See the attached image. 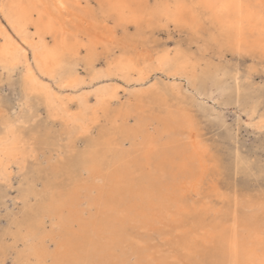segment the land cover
I'll return each instance as SVG.
<instances>
[{"label": "bare ground", "instance_id": "6f19581e", "mask_svg": "<svg viewBox=\"0 0 264 264\" xmlns=\"http://www.w3.org/2000/svg\"><path fill=\"white\" fill-rule=\"evenodd\" d=\"M96 1L99 8L94 7L91 0H0V88L6 85L7 91L15 93V82L8 67L23 65L22 80L27 97L32 94L43 96L49 116L61 118L66 123L68 143L89 132L90 122L97 119V111L111 107L112 100L119 98L120 85L117 81L103 82L91 90L70 93L65 90H77L84 84L111 76L142 82L151 76L146 69L155 62L157 69L174 65L175 75L189 76L185 62L174 63L168 52L157 57L156 61L149 56L139 61L137 52L132 57V50L137 48L134 46H125L126 53L122 50V54L113 55L106 66H91L89 81L82 76L84 74L80 75L69 67L66 55L80 46L94 50L100 41L109 43L100 35L110 33L103 28L110 21L120 22L126 31L128 22L136 24L145 14L172 20L189 14L185 10V0H175L172 5L168 0L152 5L148 0ZM198 1L211 12L212 18L222 27V37L237 52H264V0ZM86 36L89 39L84 44ZM127 41L132 43V38ZM133 74L138 76L133 77ZM51 80L56 82L58 89L53 88ZM172 86L175 93H183L176 84ZM146 91L144 88L137 90L142 93L137 99L145 104L148 99L143 98V93ZM162 98L154 99L162 101ZM136 106L128 103L126 107L114 109L116 115L113 113L114 117L122 118L119 131L123 140H130V146L126 147L123 140L115 142L113 134L101 132L102 138L95 139L103 151L100 161L87 159L82 171L84 181H77L70 191L55 199L53 209L56 211L44 218V223L46 218L51 220V234L40 245L34 240L28 245V250L22 253L26 264H30L31 259V264H173L170 256L158 255L159 249L149 246L146 239L144 245L135 243L130 227L147 232L156 229L160 235L178 232L176 248L179 252L172 256L175 259H183L184 255V260L189 261L192 256L212 247L210 264H264V206L252 202L238 209L237 202L229 213L208 218L207 211H217L212 202L197 205L193 200L194 195L201 194L213 167L206 145L197 137L193 116L182 105L168 108L164 117L147 115ZM22 116L15 119L8 116L5 131L0 134V176L4 180H10L14 167L23 169L27 159L35 156L34 147H26L21 126L27 124L28 119ZM132 116L135 121L130 123ZM260 122L261 127L264 126V117ZM108 153L112 154V160L108 159ZM82 190L86 192L82 193ZM247 208L254 211H247ZM191 210L197 211L194 220L188 219ZM69 229L73 233L68 232ZM68 234L73 238H63ZM49 241L53 243V249L49 247ZM69 241L72 242L67 243Z\"/></svg>", "mask_w": 264, "mask_h": 264}, {"label": "rangeland", "instance_id": "374dc122", "mask_svg": "<svg viewBox=\"0 0 264 264\" xmlns=\"http://www.w3.org/2000/svg\"><path fill=\"white\" fill-rule=\"evenodd\" d=\"M91 1L94 7L99 8V3L96 0ZM157 1L161 0H148L150 5ZM168 1L172 5L175 0ZM185 3V10L189 14L182 19L179 18L180 21L178 18L173 20L165 17L154 18L145 14L143 19L136 24L128 22L126 31L123 30L120 22L110 21L106 27H103L106 32L110 31V33L100 35L103 40L106 39L109 43L99 40L100 42L94 50L82 45L66 55L68 66L79 72L80 75L84 74L82 76L88 81L92 70L91 66H106L113 55L117 56L118 52L119 54L126 53L125 46L137 47L132 50V57L137 52L140 56L139 61H142L145 56L156 61L157 57L168 52L169 56L174 59V63L185 62L189 74V76L175 75L176 67L174 65L166 67L167 69L164 70L157 69L155 62L154 65L148 67L149 69H146L149 70L148 73L150 72L151 76L148 75V78L142 82L127 81L111 76L105 80H95L92 83H87L88 85L84 84L77 90H65L64 92L69 93L91 90L103 82L117 81L120 85L119 98L112 100L110 104L112 108L99 109L97 119L90 122L89 132L77 136L71 143L67 142L68 127L66 123L61 118L49 116L43 96L40 98L41 95L32 94L29 98L27 97L23 81L24 66L8 67L12 71V79L15 82V93L7 91L6 85L0 88V134L5 131L3 129H5L6 119L9 117L15 119L19 115L22 116L23 113L22 117L25 116L28 123L21 126L22 133L26 140V147H34L35 156L27 159L24 170L14 167L10 180H4L0 176V264H19V262L26 264V257L22 253L28 250V245L33 240L36 245H40L46 236L51 234V220L46 218L44 223V218L56 211L53 209L55 199L70 191L77 181L79 183L84 181L85 175L82 174V171L85 169L87 159L92 162L100 161L99 157L103 151L95 139L102 138L101 132H105L113 134L115 142L123 140L119 131V123L122 118L114 117L117 112L114 109L126 107L128 103L137 105L136 107L147 115L157 117H164L168 108L175 109L182 105L193 116L196 122L197 137L206 145L213 166L201 194L194 195L193 198L197 205L202 202H212V206L217 211H207L208 218H212V216L219 218L223 214L229 213L235 208L237 202L240 207L238 209H241L243 205H251L252 202H254L252 204L264 206V126L261 127L260 122L264 117V52H244L245 50L237 52L222 37V27L212 18L211 12L202 3L198 0H185ZM133 24L134 26H132ZM123 34L132 38V43H128V38ZM116 36L117 38H115ZM88 39L86 36L83 43L86 44ZM117 39L121 42H118ZM121 51L122 53H120ZM144 51L145 53H143ZM125 55L129 56V54ZM5 74H2V79L5 78ZM192 74L194 75L191 76ZM137 76L138 74H133V77ZM50 83L53 88L58 89L55 81L51 80ZM172 84H176V87L183 92H180L182 95L173 91ZM149 87L153 88V91ZM143 88L147 89L146 93H143V98L149 100V103L147 100L146 104L145 101L142 103L137 99V95L142 94L137 90ZM157 96L163 97L162 101L160 99L159 102ZM154 98H157V101ZM27 99L28 103H26ZM151 99L155 100H153L154 103ZM91 100H94L93 96ZM75 107L76 104L73 103V108ZM109 113L112 116L115 114L114 118L111 114L110 117H106L109 116ZM117 120L118 122H116ZM134 121V116H132L130 123ZM115 128H117V132ZM123 141L126 147L130 146L129 139L125 138ZM90 155L92 156L90 157ZM108 159L112 160L111 153H108ZM47 161L49 165L46 163ZM47 165H51V167L49 168ZM84 192L86 191L82 190V193ZM205 194L207 195L205 196ZM92 209L96 210L95 207ZM247 211H254V209L247 208ZM100 216L104 218V214ZM196 216L197 211L195 210L188 213L190 220H194ZM130 228L135 243L144 245L147 240L149 246L159 249L158 255L170 256L173 259V264H210L211 262L212 247H207L204 252L192 256L189 261H187L188 259L184 260V255L183 259L173 258L172 256L179 252L176 248L178 232L174 235L169 233L160 235L156 229L147 232L137 227ZM74 230L77 229L74 228ZM68 232L73 233V230L69 229ZM69 237L73 238V235L68 234L63 238L68 239ZM70 242L72 241L67 243ZM48 245L51 249L54 248L52 242L49 241ZM31 263H33V259H31Z\"/></svg>", "mask_w": 264, "mask_h": 264}]
</instances>
